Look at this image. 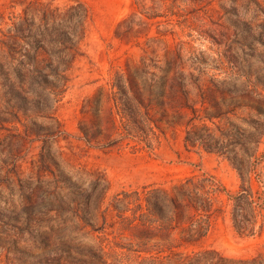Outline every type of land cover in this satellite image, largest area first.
I'll list each match as a JSON object with an SVG mask.
<instances>
[{
    "label": "rangeland",
    "instance_id": "1",
    "mask_svg": "<svg viewBox=\"0 0 264 264\" xmlns=\"http://www.w3.org/2000/svg\"><path fill=\"white\" fill-rule=\"evenodd\" d=\"M164 2L159 11L174 5L176 14L153 27L152 36L167 31L154 60L164 64L179 48L202 79L194 96L208 103L197 106L196 147L186 146V125L166 127L151 150L83 137L82 127L95 129L99 88L143 55L115 37L134 0H0V264H264V0ZM78 3L89 18L68 71L57 68L62 44L47 52L22 40L15 51L4 44L15 23H65ZM38 27L29 26L47 35ZM193 176H213L226 192L214 196L200 245L163 259L161 239L148 237L117 198Z\"/></svg>",
    "mask_w": 264,
    "mask_h": 264
},
{
    "label": "trees",
    "instance_id": "2",
    "mask_svg": "<svg viewBox=\"0 0 264 264\" xmlns=\"http://www.w3.org/2000/svg\"><path fill=\"white\" fill-rule=\"evenodd\" d=\"M150 2L151 5L148 0H134L136 9L117 24L116 39L127 45L142 46L143 55L139 60L127 59L124 68L112 73L108 86L99 88L94 97L95 129L81 128L84 139L90 143L105 142L108 147L134 143L135 149L151 150L166 127L186 125L189 128L186 146L200 144L191 137V131L201 111L198 104L205 107L208 103L205 97L198 100L194 96L195 89L204 91V84L187 69L188 60L179 48L175 50L176 56L166 58L164 64L159 65L154 60L158 52L154 44L163 41L167 31L158 30V35L152 36L153 27H159L161 18L169 16L168 12L176 13L171 9L174 5L167 8L166 14L159 11L158 5L165 4L164 0ZM58 13L53 11L56 16ZM88 18L89 11L82 4L71 5L63 19L65 23H56L54 18L53 23H15V34L4 44L15 51L22 40L44 52L50 43L62 44L64 57L57 68L59 72H66L79 57V43L86 36ZM40 25L47 35H37L29 28ZM60 25L66 29L59 28ZM38 29L40 31L41 27ZM39 53L32 57L33 62L39 60ZM221 192L226 190L215 177L204 176L198 180L193 176L179 181L171 189L144 186L124 192L123 198L117 199L125 204V211H133L135 220L140 221L137 225L143 227L148 237L161 239L157 254L170 260L173 256L187 255L188 249L199 246L207 237L216 212L214 196ZM144 252L153 253L148 249Z\"/></svg>",
    "mask_w": 264,
    "mask_h": 264
}]
</instances>
